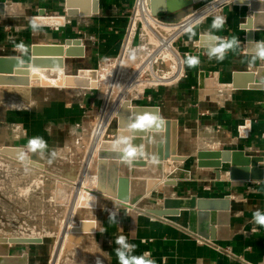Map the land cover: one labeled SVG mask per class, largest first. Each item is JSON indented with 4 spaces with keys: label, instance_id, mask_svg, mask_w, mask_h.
<instances>
[{
    "label": "crops",
    "instance_id": "crops-1",
    "mask_svg": "<svg viewBox=\"0 0 264 264\" xmlns=\"http://www.w3.org/2000/svg\"><path fill=\"white\" fill-rule=\"evenodd\" d=\"M0 1L10 4H6L7 15L0 16V55H18L27 60L29 54L25 53L24 48L33 43L57 44L64 43L68 38L82 37L91 65H75L73 61L82 58L71 57L67 59L69 62L66 61L67 73H75L79 68H97L96 64L100 65L101 58H113L116 55L126 16L133 2L100 0V11L97 16L68 17L70 21L65 26L54 30L51 27L32 26L26 14H36L41 7L46 9L47 14H64V0ZM206 1L208 0L197 5H202ZM11 3H15V6ZM90 8L91 5L88 4L87 9ZM220 13L209 16L185 35L187 45L181 46V49H190L197 53L195 59L198 60V64L190 66L188 60L187 77L175 87L154 90L153 100L148 103L160 107L161 117L178 119L179 151L184 154H190L196 149L213 147L239 148L255 153L264 143L263 90H219L198 87L201 71H205L209 77L218 72L219 81L229 82L233 71L253 70L264 62V58L247 50L245 31L240 28V24L250 15L248 7L235 2L226 4L221 14L227 18V22L223 28L213 29V20L221 16ZM165 15H167L165 12H159V16ZM202 34L216 35L220 40L207 39L204 40L205 45H201L199 39ZM233 37L237 38L239 43L226 52L222 61L215 57L209 58L210 48L221 41H230ZM254 40L264 41V30L259 31ZM195 44L199 46L196 47ZM31 83H34L32 79ZM53 89L35 86L30 91L5 89L0 92V123H17L22 128H27V136L18 137L14 144L26 147L31 141H37L35 149L28 154L43 164V167L39 168L0 154V166L6 167L1 174L4 179L27 176L35 172L43 176L53 174L57 178L64 177L72 172L73 167L69 171L67 166L75 163L76 153H82L80 151L83 146L85 153L82 163L86 162L88 145L85 144L84 136L92 123L88 119L96 111L90 105L94 101L96 107L100 106L104 94L99 96L96 95V90L77 87H59L55 92ZM145 120H149V117H145ZM247 120L250 121V128L246 130L247 136L241 137V127ZM17 131L20 134L19 127ZM5 137L8 141V136ZM6 140L0 141V146L5 144ZM76 140L79 145L76 144ZM40 142H43V147L38 146ZM68 146L73 152L68 151ZM53 168H57L56 173H51ZM216 170L219 175L216 174ZM153 174V170L148 171V175ZM50 187H53L52 183L49 190ZM188 193L230 197L232 200L230 239L214 241L220 245H230L236 253L242 255L243 260L225 257L215 248L203 243L200 236L189 231L188 211L182 210L179 215L159 217L147 213L145 211L147 207L144 205L142 208L136 206L126 212L123 202L102 195L97 210H89L81 215L82 218L95 219L96 231L84 233L78 242L72 241V247L64 250L60 262L96 264L99 258L102 264H119L115 252L119 245L115 243V239L123 235L127 237L128 243L136 246L131 255L144 257L154 264H264V225L255 223L253 219L256 211L264 214L263 181L231 180L227 167L195 168L191 171V178L178 180L175 186H155L147 195L151 199L147 206H160L163 195L176 196ZM70 205L65 207L66 217ZM45 207L46 215L54 206L45 203ZM29 211L32 214V210ZM111 213L115 214L118 223L109 221ZM18 216L20 223L15 225L9 223L13 220L10 216L0 213V235L54 236L52 225H39L37 220L34 225L31 216L27 218L23 213H18ZM43 220L47 222L49 218L44 217ZM31 223L32 227L29 225ZM42 243L10 244V253L28 252L29 264H41L43 255L39 247ZM54 248L55 245L52 251Z\"/></svg>",
    "mask_w": 264,
    "mask_h": 264
},
{
    "label": "water",
    "instance_id": "water-1",
    "mask_svg": "<svg viewBox=\"0 0 264 264\" xmlns=\"http://www.w3.org/2000/svg\"><path fill=\"white\" fill-rule=\"evenodd\" d=\"M203 1L166 0L165 7L152 9L158 14L165 12L167 15L160 16L163 20L177 21L192 12L194 6ZM235 3L248 7L250 15L240 24V28L245 31L247 50L256 53L253 47L256 43L255 35L264 30V0H235ZM88 4L91 5L90 10L87 9ZM6 7V2L0 1V16L7 15ZM64 9V14H47L46 9L41 7L36 14L28 17L29 23L36 27H62L65 26L68 17L97 16L100 11V0H64ZM212 36L217 37L212 34H202L199 43L205 45L204 40ZM85 56V44L80 38H68L64 43L57 44L33 43L27 60L18 55H0V92L5 89L30 91L35 86L97 88L96 68H79L75 73L66 72L68 58ZM40 71H45L47 74H42ZM45 75H48V78ZM218 77V72L209 77L205 71H201L198 87L224 90L257 89L264 92V62L253 70L233 71L229 82H221ZM39 78L41 79L38 81ZM31 79L34 81L33 84ZM160 112L159 106L134 105L130 99L121 102L116 118L108 128V134L111 136L101 139L98 145L94 144L97 145L95 156L97 173L114 183L115 188L114 185L104 189L90 184L85 185L84 192L90 200H81L78 203L79 208L97 209L102 195L138 206L161 181L163 186H175L178 180L191 178V171L195 168L220 169L226 166L231 180L264 182V143L255 153L239 148L213 147L196 149L190 154H184L179 151L178 119L163 118ZM145 117H149V120H145ZM248 128H250L249 120L241 127V137L247 136ZM94 146H91V149H94ZM0 154L39 168L43 167L42 163L25 155L21 146L3 144L0 146ZM167 164L187 170L188 176L167 175L165 172ZM111 166H115L116 169L118 166L123 167L125 171L119 173L116 170L115 174L108 169ZM151 170L154 174L146 175ZM216 174L219 175L217 170ZM77 176L82 177V174H66L64 179H57L54 187V202L57 206L72 204L79 187L77 185L73 191ZM182 210L188 211L187 227L192 233L211 240L230 239L232 200L229 196L210 197L197 193L163 195L160 206L145 209L147 213L159 217L179 215ZM67 218L68 216L60 230L48 264H53L58 245L65 235ZM73 223L65 249L71 248L72 241L78 242L84 233L96 231L95 219L79 218ZM40 242H42L40 237L24 239L0 235V264H29L28 252L12 254L10 244Z\"/></svg>",
    "mask_w": 264,
    "mask_h": 264
},
{
    "label": "built area",
    "instance_id": "built-area-1",
    "mask_svg": "<svg viewBox=\"0 0 264 264\" xmlns=\"http://www.w3.org/2000/svg\"><path fill=\"white\" fill-rule=\"evenodd\" d=\"M216 1L218 0H208L199 6L196 4L192 12L183 16L179 20L166 21L161 19L159 14L152 9L149 0H133L130 11L126 16L119 50L113 58H107L109 61L113 59L116 62L119 61L120 63V70L118 72L119 76L116 77L114 82L118 84V88L121 84L122 87H124L130 80L131 83L137 81L143 82L144 86L138 97L129 98L132 104L156 106L148 104L153 100L152 94L154 90L162 87H175L185 77H187V61L193 58L195 59L197 53L190 49H181V46L187 45L185 35L198 24L206 20L209 16L219 12L222 13V8L226 4L235 2V0H222L217 3L216 7L211 8L210 6L212 3ZM221 16L225 17L223 14H221ZM68 21L70 20L66 19V23ZM51 28L59 30L60 26H52ZM163 37L170 40L171 48L174 52V54L169 56V58H165L167 50L163 48L162 41H159L160 38ZM79 38L83 42V38ZM195 46L198 47L199 45L195 44ZM153 54L154 57L150 58ZM124 74L126 75L125 77ZM99 87L100 85H98L97 88L90 89L97 90ZM107 101L108 88L104 90L102 104L97 106L99 109H97V115L93 123L94 126L97 123L99 113H101L104 106L107 105ZM120 104L121 103L117 102L116 99L111 102L113 112L101 139L110 136V134L107 133V130L115 120L116 112ZM95 105L96 104L93 101L90 106L91 108H95ZM18 126L20 127V134H22L23 137L27 136V129L22 128L20 124H18ZM76 144L79 145L77 140ZM91 146L92 144L89 141L87 148L89 149ZM21 147L23 149V153L26 155H29L28 152L35 149V147L33 148L30 146ZM59 179H64V177ZM48 201L50 203L53 202L52 196L47 199V202ZM135 207L136 206L124 203V210L126 212L133 210ZM200 240L203 243L215 248L218 252L229 259L243 260L242 255L236 253L230 245H220L214 240L202 237Z\"/></svg>",
    "mask_w": 264,
    "mask_h": 264
},
{
    "label": "rangeland",
    "instance_id": "rangeland-1",
    "mask_svg": "<svg viewBox=\"0 0 264 264\" xmlns=\"http://www.w3.org/2000/svg\"><path fill=\"white\" fill-rule=\"evenodd\" d=\"M218 1L213 2L212 4L214 5ZM31 10H32V8H31ZM31 15H33V14L32 13L26 14V16H31ZM164 40L168 41V43H167L168 45H165V46L162 45L163 48L167 50V53H165V58H169V56L173 55L174 52L171 48V44H170L169 39L163 37V38H160L159 41H164ZM24 49H25V53L29 54L30 46H28L27 48H24ZM153 57H154V54L150 58H153ZM28 58H29V56H28ZM89 59H90V57L87 54L82 59H75L73 61V64H75V65L76 64L91 65L89 62ZM67 62H69V60ZM108 62H110V61L107 60V58H101L99 63H100V65H104ZM96 67H97L96 69H98L100 66L98 64H96ZM40 72L42 74H47V73H45V71H40ZM113 75H114V79L112 80L113 81L112 83L116 84V86H117L118 84L114 83V82H115L116 77L119 76V74H113ZM45 76H47L46 78H48V75H45ZM125 76L126 75L124 74V77ZM40 79L41 78H39L38 81ZM143 86H144L143 82L137 81V82L131 83V80L124 87H122V84H121L120 85L121 88L117 87L118 91H117V94H116L114 100L116 99L117 102L121 103L123 100L129 99L131 97L136 98V97H138V95L142 91ZM53 88H54L53 89L54 92H55V90H59V87H53ZM106 88H108L107 85L106 86H100L99 89L95 91L96 95L103 96L104 90ZM48 92H50V89H48ZM54 95L58 96L57 93H54ZM97 109H99V108L98 107L94 108V111L95 110L96 111L93 112V114L88 119L89 121H92V123H91V126L88 127L86 134L84 136L85 141H86L85 144L88 145V143L90 141L92 144V147H93V143H94L93 141L97 142V140H96L97 137H98V139H101V136L105 130V128H104V130H102L100 132V130H98V127H97L99 125L98 124H96L95 126L93 125L95 117L97 115ZM102 113H103V111L101 113H99L98 117H100V115H102ZM7 123H9V122H7ZM7 123H5V122L3 124L0 123V141H5L6 140L5 135H7L8 141L6 140L5 144L6 145H16V144H14V141L18 137H22V134H19V132L17 131V127H19V126L17 123H14V124H7ZM93 127H94V129H93ZM92 130H93V132H92ZM27 134H28V131H27ZM98 144H99V142L97 143V145ZM96 146L93 150H91V148L88 149L87 159H86V162L84 164L82 163V158H83L84 153H85V146H83L81 148L80 152H82V153H80V154L76 153V158L74 159L75 163L72 166L71 165L67 166L69 168L68 169L69 171H71L70 169L73 167L72 172H69L70 174H75V175L82 174V177L80 176L81 179H80V177L77 176V178L75 180L76 185H80L81 188H83L85 185H88V184L91 185L96 178V165H97V161H96V157H95L96 156ZM89 147H90V144H89ZM4 168L6 169L5 166H0V213H2V215L7 214L8 216H10L13 220L9 221V223L15 224V225H18L20 223L18 213H23L24 216L27 218H29V216H31V220H32V223L34 225H35V221L37 220L39 225H49L50 224L53 226L52 231L54 232V236H39L40 238H42V242H43L39 247V251H41L40 253H41V255H43L41 257L42 259L40 260V262H41V264H48V262H49L48 259L50 257L51 251H52L54 245L56 244V240L58 239V237L60 235V230H61L64 222L66 221L67 209L65 207L70 205V204H68V205H63V206H57L54 202L55 182L59 178H57L56 176H53V174H48V176H43V175H40L39 172H35L34 174L27 175V176H21V177L18 176L17 178L11 177V178H5L4 179L3 177H1L2 176L1 174L4 170ZM56 172H57V168L51 169V173H56ZM165 172L168 173L167 171H165ZM48 178H50V179H48ZM51 183H52L53 187H50V190H49V185L51 186ZM160 183H162V186H163V181H161ZM76 185L75 184L73 185V191H74V189H75L74 187ZM52 188H53V193L51 192ZM51 196H52L53 202L50 203L48 201L49 202L48 203L47 199L51 198ZM84 199L90 200V197L86 196L85 192L80 194L79 199H77L78 201L76 200V194H75V199L72 201V204L70 205L69 214L67 215L68 216V218H67L68 223L66 224V232H65V235L63 236L62 240L60 241L59 245H58L56 255H55L54 260H53V264H59V262H60L61 256L65 250V246H66L67 241H68V239H67L68 233L70 232L71 227L74 225L73 222L79 218H82L81 215L87 213L89 210L90 211L97 210V209L79 208L78 203ZM149 202H151L150 196L147 198H144L141 201V203H139L138 207L142 208V207H144V205L146 207H148L147 205H149ZM45 203L50 204L51 206L52 205L54 206L53 209L51 208L46 215H45V213H46ZM29 209L32 210V214L30 213ZM44 217H48L49 220L47 222H45L43 220ZM14 219H16L17 221H15ZM32 223L29 224V225H31V227L33 225ZM42 223H44V224H42ZM45 223H47V224H45ZM0 228H1V226H0ZM25 237H33V236H25ZM34 244H36V243H34ZM60 264H62V263L60 262Z\"/></svg>",
    "mask_w": 264,
    "mask_h": 264
},
{
    "label": "bare ground",
    "instance_id": "bare-ground-1",
    "mask_svg": "<svg viewBox=\"0 0 264 264\" xmlns=\"http://www.w3.org/2000/svg\"><path fill=\"white\" fill-rule=\"evenodd\" d=\"M165 1L166 0H149V2H150V4H151L153 9H159V8L165 7ZM220 1H222V0H219L218 2H220ZM7 3L8 2H6V4ZM217 3H215L214 5L212 4L210 7L211 8L212 7H216ZM11 4L13 6H15V3H11ZM8 8H9V6H8ZM167 43H168V41H166V40L162 41V45H164V46L168 45ZM119 70H120L119 61L116 62L113 59H111L110 62H108V63H106L104 65H100V67L98 69H96V71H97V78H96L97 84L100 85V86H106L107 85V87H108V101H107V105L104 106L103 113H102V115H100V117L97 118V123H96V124L99 125L97 127H98V130H100V132L102 130H104V128L106 127L108 121L110 120L112 112H113V109H112V106H111V102L114 100V98H115V96L117 94L118 88H117L116 84L112 83L113 82L112 80L114 79V75L113 74H118ZM219 90H224V89H219ZM96 140H97V142L93 141L94 142L93 146H94L95 143L100 142V139H98V137H97ZM94 148H95V146H94ZM67 149H68V151L70 153L73 152V149L70 146H68ZM91 150H93V149H91ZM108 169H110L112 172H115L117 170V171H119V173H123L125 171V169H123V167H119V166L117 167V169H116L115 166H111V168L108 167ZM165 171L168 172L167 175H172V176H175V177H187L188 176V171L187 170L178 169V167H175L172 164L165 165ZM116 172H115V174H116ZM111 174L114 175V173H111ZM146 175H148V172L146 173ZM106 179L107 178L100 177V175L97 173V165H96V178H95L94 182L91 185L95 186V187H100V188H103V189L104 188H108V186L113 187V185H114V188H115V184L110 182V181H108V180H106ZM76 186L74 187L75 189H76ZM159 186H162V183H159ZM83 192H84V189L81 188V186L79 185V187L77 189V192H76V200L79 199L80 194H82ZM23 238L24 239H33V238H36V237H23Z\"/></svg>",
    "mask_w": 264,
    "mask_h": 264
},
{
    "label": "clouds",
    "instance_id": "clouds-1",
    "mask_svg": "<svg viewBox=\"0 0 264 264\" xmlns=\"http://www.w3.org/2000/svg\"><path fill=\"white\" fill-rule=\"evenodd\" d=\"M227 22L226 17L217 16L212 23L213 29H221L223 28L224 24ZM212 40H220L219 37L212 36L210 37ZM239 41L237 38L233 37L230 41H221L216 46L210 48L208 55L209 58L215 57L217 60L222 61L225 58V54L228 50L232 49L235 45H238ZM254 50L256 52V55H258L261 58H264V41H258L254 44ZM190 66H195L198 64L197 59H190L189 61ZM30 147H36L37 141L33 140L30 142ZM39 147H43V142H40L38 145ZM254 222L257 224L264 225V214H262L260 211H256L253 214ZM109 221L112 223H118L115 219V214L111 213L109 216ZM115 243L119 245L115 249L119 264H154L151 260H146L144 257H136L131 255V253L135 250V245L130 244L127 241V237L120 235L117 236L115 239ZM96 264H102V261L97 258Z\"/></svg>",
    "mask_w": 264,
    "mask_h": 264
},
{
    "label": "trees",
    "instance_id": "trees-1",
    "mask_svg": "<svg viewBox=\"0 0 264 264\" xmlns=\"http://www.w3.org/2000/svg\"><path fill=\"white\" fill-rule=\"evenodd\" d=\"M17 119H18V117H17Z\"/></svg>",
    "mask_w": 264,
    "mask_h": 264
}]
</instances>
